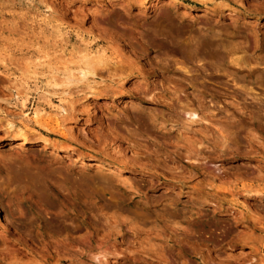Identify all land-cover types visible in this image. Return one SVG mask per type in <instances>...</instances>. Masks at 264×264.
Listing matches in <instances>:
<instances>
[{
  "label": "rangeland",
  "instance_id": "obj_1",
  "mask_svg": "<svg viewBox=\"0 0 264 264\" xmlns=\"http://www.w3.org/2000/svg\"><path fill=\"white\" fill-rule=\"evenodd\" d=\"M0 264H264V0H0Z\"/></svg>",
  "mask_w": 264,
  "mask_h": 264
},
{
  "label": "bare ground",
  "instance_id": "obj_2",
  "mask_svg": "<svg viewBox=\"0 0 264 264\" xmlns=\"http://www.w3.org/2000/svg\"><path fill=\"white\" fill-rule=\"evenodd\" d=\"M88 68H89V67H88ZM92 69H93V68H92ZM81 73H82V72H81ZM91 74H92V73H91ZM65 83H66V82H65ZM190 111H191V110H190ZM193 112H194V111H193ZM193 112H192V113H191V112H190V113H187L186 115H188V116L194 118V117H195V113H193ZM178 114H179V113H178ZM190 117H189V118H190ZM101 167L103 168V166H101ZM103 169H105V168H103Z\"/></svg>",
  "mask_w": 264,
  "mask_h": 264
}]
</instances>
